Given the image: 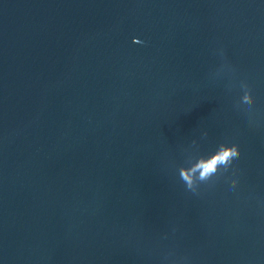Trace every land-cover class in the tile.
I'll use <instances>...</instances> for the list:
<instances>
[{
	"label": "water",
	"instance_id": "obj_1",
	"mask_svg": "<svg viewBox=\"0 0 264 264\" xmlns=\"http://www.w3.org/2000/svg\"><path fill=\"white\" fill-rule=\"evenodd\" d=\"M0 264H264V0H0Z\"/></svg>",
	"mask_w": 264,
	"mask_h": 264
},
{
	"label": "clouds",
	"instance_id": "obj_2",
	"mask_svg": "<svg viewBox=\"0 0 264 264\" xmlns=\"http://www.w3.org/2000/svg\"><path fill=\"white\" fill-rule=\"evenodd\" d=\"M134 43H142L138 39H134ZM221 55L223 53L221 52ZM231 71V67L227 64L222 65L221 69L217 72V75L224 70ZM240 89L242 96L240 97L237 107L246 105V111L251 112L255 103L252 95L251 87L244 81L240 82ZM207 132H204L202 136L206 138ZM193 145L196 141L192 142ZM240 157V150L237 144L220 143L216 149L206 155L199 154L186 160L184 165L178 168V175L180 181L183 183L185 190L194 194L199 192L202 184H209V182L215 183L213 178H219L232 169L233 175H235V169L232 168L233 162ZM237 179H231V186L234 188L237 185Z\"/></svg>",
	"mask_w": 264,
	"mask_h": 264
}]
</instances>
